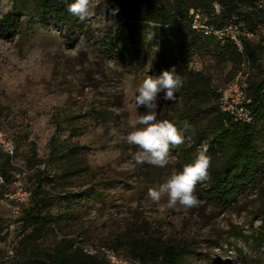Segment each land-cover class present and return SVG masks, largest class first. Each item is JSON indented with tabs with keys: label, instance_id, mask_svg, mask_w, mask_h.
Here are the masks:
<instances>
[{
	"label": "rangeland",
	"instance_id": "obj_1",
	"mask_svg": "<svg viewBox=\"0 0 264 264\" xmlns=\"http://www.w3.org/2000/svg\"><path fill=\"white\" fill-rule=\"evenodd\" d=\"M260 5L264 8V0ZM105 7L104 0H96L93 17L55 25L51 16L48 23L38 20L33 0H0V131L16 144L12 164L16 168L45 164L54 176L45 188L51 187L53 193H83L90 185L103 191L101 196H82L66 212L56 202L52 212L62 216L54 230L43 236L40 248L51 251L63 235L80 234L87 243L103 245L131 235L143 236L159 247L174 246L187 264H264V165L256 168L253 181L228 206L207 196L209 169L207 180L196 185L199 204L195 207L171 209L167 197L154 202L147 195L173 169L182 170L193 162L201 146L207 145L208 139L198 137L196 131L205 125L213 108L207 110L210 115L193 114L194 124L182 146L171 148L166 167L136 164L132 157L138 149L125 140L137 116L148 111L135 107L133 94L145 76L161 74L162 63L168 62L176 71L184 67L202 71L211 88L218 90L234 63L186 48L183 37L176 38L172 55L167 56L159 41L152 39L148 24L141 25L134 42L114 37L116 48L109 49L108 39L119 32L115 33L117 24L105 15ZM9 11L19 21L13 32H6L1 24ZM197 19L194 16L193 21ZM194 28L212 35L199 23ZM259 37H264V25L258 26L254 40ZM125 48H132V54ZM260 55L258 51L254 58L253 79L258 75L255 64ZM247 66L245 62L249 71ZM163 95L159 93L158 119L178 127L183 124L180 113L195 111L188 109L180 88L175 102L163 100ZM209 105L217 108V99L211 97ZM67 117L75 129L68 127ZM69 133H74L70 142L80 146L75 155L83 169L62 182L55 179L57 165L46 163L48 141L52 135L65 138ZM256 146L264 151V135L258 136ZM33 152L36 159L31 157ZM224 158L217 153L210 163L219 166ZM27 183L33 186L31 179ZM12 204L0 195V264H12L3 262L8 242L1 237L7 229L9 247L16 245L13 221L17 214ZM119 253L125 254V249Z\"/></svg>",
	"mask_w": 264,
	"mask_h": 264
},
{
	"label": "trees",
	"instance_id": "obj_2",
	"mask_svg": "<svg viewBox=\"0 0 264 264\" xmlns=\"http://www.w3.org/2000/svg\"><path fill=\"white\" fill-rule=\"evenodd\" d=\"M261 1L104 0V5L108 8L118 6L120 9L115 16H112L117 24L115 33L119 32V34L108 39L109 49L116 48L115 38H119L124 43L134 42L141 25L148 24L152 39L159 41L163 54L167 56L172 55V45L175 44L176 38L183 37L184 45L188 49L212 53L222 60H231L234 67L227 71L226 82L235 76L243 63L247 62L249 70L247 96L250 99L248 107L252 114L250 122L234 120L230 114L220 110L218 103L217 108L209 105L211 97L218 99L219 90L211 88L202 71L185 67L177 71L183 80V86L180 88L182 99L189 103V110L195 109V111L187 112L188 114L180 113L178 117L183 120V124L177 127L183 136V141L196 119L193 114L195 113V117L200 112H207V115H210L211 113L207 110L213 108V113L207 118L205 125L196 132L198 137L208 139L207 155L210 158L217 153L225 156L219 166L210 163L206 189L209 199L222 206L231 205L241 190L253 181L256 168L264 165V151L256 146L258 136L264 135V37L254 40L258 26L264 25V8L260 5ZM33 2L38 8V20L42 23H48L49 16L55 25L74 24L77 21V17L68 11V4L74 0H33ZM196 15H199L201 24L212 29L220 28L230 22L235 24L242 49L239 50L235 42L229 38L221 41L212 32L209 33L213 36L196 30L193 26V18ZM18 23V18L12 11L4 14L1 19L2 28L6 32H13ZM247 33L251 35L248 36ZM131 49L125 48L126 53L131 55ZM258 51H261V57L257 59L259 63L255 64L258 75L256 79H253L254 58L256 59ZM162 68L168 70L169 63H162ZM199 98L201 101H196ZM66 123L70 129H75L71 118L67 117ZM73 135L74 133H69L65 138L52 135L48 141L46 163L57 165L58 173L55 179L62 182L83 169L80 159L75 155L79 152L80 146L70 142ZM16 148L14 143L12 156L0 150V177L3 179L0 182V195L3 197L4 193L12 188L14 172L18 168L11 162L16 154ZM31 157L36 159L35 152L31 154ZM36 161L38 162V159ZM38 164L32 167L24 166L29 171L26 184L30 190V199L20 206L13 221L14 231L17 232L16 245L9 247L11 235L8 229L2 234L1 239L8 242V248L6 247L7 249L3 251L6 259L3 262L108 264L102 253L88 254L82 250L81 245L87 242L80 234L63 235L54 243L51 251L40 248L43 236L48 231L54 230L59 222L58 219L62 216L52 212L56 202L62 203L66 212L71 204L81 200L82 196L89 194L101 196L103 191L95 185H90L83 193L65 191L53 193L51 187L45 188V183L53 180L54 176L45 168V164L43 168H40ZM30 179L33 181L32 187L27 183ZM100 245L117 252L124 248V256L137 259L142 264H187L183 253L174 246L159 247L143 236L117 237L106 245ZM8 249H12V254L7 257Z\"/></svg>",
	"mask_w": 264,
	"mask_h": 264
},
{
	"label": "clouds",
	"instance_id": "obj_3",
	"mask_svg": "<svg viewBox=\"0 0 264 264\" xmlns=\"http://www.w3.org/2000/svg\"><path fill=\"white\" fill-rule=\"evenodd\" d=\"M96 0H74L68 4V11L79 20L84 21L95 15ZM119 7H105V15L115 16ZM71 51V49L69 50ZM183 86L182 78L177 74L175 66L163 70L157 77L145 76L133 94L135 107H143L148 111L138 115L133 123V130L128 132L125 140L135 145L133 153L136 164H150L166 167L169 163L171 148L182 144L183 136L173 122L158 119L159 93L163 92V100L175 102L176 93ZM208 146L202 145L193 162L185 164L182 170L171 172L165 182L148 190V197L159 202L167 197V207L171 209H188L199 204L195 194L198 182L207 180L210 167Z\"/></svg>",
	"mask_w": 264,
	"mask_h": 264
},
{
	"label": "built area",
	"instance_id": "obj_4",
	"mask_svg": "<svg viewBox=\"0 0 264 264\" xmlns=\"http://www.w3.org/2000/svg\"><path fill=\"white\" fill-rule=\"evenodd\" d=\"M215 7L217 9L216 5ZM196 16H198V19L194 20V27L195 24L198 25L199 23L201 27L206 28L208 32H212L221 41L229 38L235 42L239 50L242 49L238 37V29L235 24L230 22L224 24L220 28L212 29L201 24L199 15ZM247 35L250 36L251 33H247ZM248 73L249 72L245 70L243 63L235 76L220 88L217 99L221 111L230 114L234 120L241 122H250L252 120V114L248 107L250 99L247 96ZM0 150L10 156L14 153L13 141L8 139L2 131H0ZM38 166L43 168L44 164ZM28 173L29 171L27 168L18 167L14 172L12 188L4 193V197L12 201V208L16 214H18L20 206L26 204L30 199V190L26 184V176ZM2 181L3 179L0 177V182ZM81 247L82 250L88 254L102 253L107 259L108 264H142L137 259L126 257L112 248L97 243H84ZM11 254L12 249H8L7 257Z\"/></svg>",
	"mask_w": 264,
	"mask_h": 264
}]
</instances>
